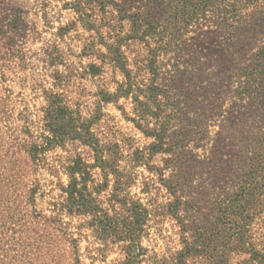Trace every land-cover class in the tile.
<instances>
[{
	"label": "rangeland",
	"instance_id": "374dc122",
	"mask_svg": "<svg viewBox=\"0 0 264 264\" xmlns=\"http://www.w3.org/2000/svg\"><path fill=\"white\" fill-rule=\"evenodd\" d=\"M72 1L0 0V27L7 31L8 18L21 16L27 29L35 30L24 43L18 36L11 41L8 31L0 30V90L10 88L19 101L26 102L35 120L43 116L45 92H61L68 104L66 119L78 130L70 133L62 148L48 151V156L66 166L79 155L87 165L84 180L82 174L75 175L84 188L86 209H92L82 213L67 211V207L61 213L54 209L61 185L70 181L65 167L54 174L42 167L36 171L34 208L58 214L47 231L53 237L74 240L71 246L78 250L79 260H73L74 264H261L264 89L259 93L258 111L243 114V102L236 91L242 80V56H231L226 69L218 70L211 65L224 56H144L143 49V54L136 56L142 43L133 41L129 49L122 46L126 52L120 56V63L127 68L124 73L109 62L111 56L91 53V35L98 41L97 35L88 30L86 15L75 12ZM205 28L185 34L190 47H198L195 34ZM128 29L124 22L123 32ZM48 45L54 51L52 61L41 52ZM19 56L24 58L26 73L15 65ZM199 62L208 68L199 70ZM91 63L100 65L94 75ZM11 73L26 78L11 82ZM129 83L131 92L122 96ZM105 91L118 97L105 102ZM153 129L170 134L162 145L167 151L152 148ZM181 137L185 138L184 152L175 154L181 155L187 167L183 166L186 180L182 186L196 203H180L175 213L165 179L175 178L172 173L180 171L173 168L180 159L172 151L181 148ZM254 161L259 162L251 166ZM117 177L121 178V193L114 190ZM124 200L125 208L134 207L139 215L132 217V231L123 234L121 224L128 212L119 211V202ZM94 212L97 218H93ZM102 217L106 228L112 221L117 224L116 231L99 229ZM190 218L192 234L182 225V220ZM192 240L194 246L189 250L186 242ZM57 244L50 246L52 250L43 245L39 252L43 255L36 257L34 264H58L61 247L57 249ZM2 254L4 262L10 255L17 259L12 250Z\"/></svg>",
	"mask_w": 264,
	"mask_h": 264
},
{
	"label": "trees",
	"instance_id": "16d2710c",
	"mask_svg": "<svg viewBox=\"0 0 264 264\" xmlns=\"http://www.w3.org/2000/svg\"><path fill=\"white\" fill-rule=\"evenodd\" d=\"M71 5L75 12L81 16L86 15L88 30H93L97 35L98 41H94L95 35H91V53L94 56H111L109 62L118 66L124 73L127 68L120 63V56H126V52L125 49L122 50V46L129 49L133 41L142 43L136 51V56L143 54L141 49L144 50V56H224L211 65L212 68L215 65L218 70L226 69L224 67L233 58L231 56H242V80L238 81L236 89L239 99L243 102L242 113L251 110L254 114L258 111L259 93L264 89V0H73ZM124 22L129 26L125 33L122 30ZM6 26L11 41L18 36L24 43L33 37L35 32L34 29H27V24L21 16L8 18ZM203 26L206 28L195 34L198 47H190L185 34ZM2 28L1 26L0 30ZM68 29L69 25H66L65 30ZM2 31L7 32L4 28ZM51 46L48 45L41 51L43 56H48L50 60V56H54ZM15 63L19 70L27 72L23 57L19 56ZM89 66L94 69L93 75L99 71L100 65L91 63ZM203 68L207 69L208 66L206 67L205 62H199L198 69ZM55 73L58 77L59 73ZM11 77V82L14 78L19 81L26 78H20L18 73H11ZM130 85L129 83L123 90L122 96H128L131 92ZM149 90L151 91V88ZM45 93L47 104L41 110L43 116L40 120H35L31 118L30 108L24 100L19 101L10 88L0 90V264H17L18 260L20 264H34L36 257L43 255L39 254L42 246L45 245L46 250H52L50 246L54 243H58L57 249L61 247L58 251V264H74L73 260L79 261L78 250L71 246L73 239L64 237L62 240L47 231L48 226L55 225L58 214L48 215L34 208L38 190L35 174L38 168L42 167L54 174L60 167H65L70 181L65 186L61 185L60 195L53 201L54 209L58 213L65 207L67 211L76 213L91 209H86L88 204L84 200V188L79 186L81 182L75 176L76 173L82 174L84 180L83 174L87 172V165L80 156L77 155L66 166L48 156V151L56 146L62 148L65 141L71 138L70 133L78 128L70 127V121L66 119L68 104L62 99L61 92L48 89ZM103 97V101L110 102L117 98L118 94L105 91ZM136 101L137 96L134 97V102ZM183 102L187 106V101ZM261 113L264 117V110ZM161 132L165 130H152L155 141L151 146L156 151H167L168 148L162 145L164 140L168 139L165 136L170 134L162 135ZM181 138L178 141L181 148L172 151V155L180 159L176 164H172L173 168H179L180 171L172 173L175 178L170 176L165 179L174 198L171 205H174L175 213L180 203H196L194 197L189 196L182 186L185 184L187 167L184 166L181 155L175 154L184 152L182 147L185 138ZM257 162L259 161H254L251 166H255ZM120 179L116 178L114 187L118 192L121 187ZM242 187L244 188V181ZM185 197L186 199H183ZM59 199L61 200L58 201ZM119 203V211L128 212L123 217L124 223L121 224L124 234L132 231V217H138L139 212L135 211L134 207L125 208V200ZM93 214V218H97L98 213ZM104 220V217L99 220V229L104 228L108 233L116 231L117 224L112 221L106 228L105 224H102ZM110 220L108 219V222ZM182 225L188 232H193L192 218L182 220ZM64 246L69 249H64ZM186 246L193 249V240L186 242ZM3 250L5 254L6 251L12 250L17 259L14 260V256L10 255L11 259L4 262ZM129 255L131 254L127 253L126 256ZM259 262L264 264V253L261 254Z\"/></svg>",
	"mask_w": 264,
	"mask_h": 264
}]
</instances>
